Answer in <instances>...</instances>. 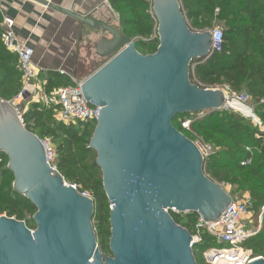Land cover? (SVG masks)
Listing matches in <instances>:
<instances>
[{"label": "water", "instance_id": "95a60500", "mask_svg": "<svg viewBox=\"0 0 264 264\" xmlns=\"http://www.w3.org/2000/svg\"><path fill=\"white\" fill-rule=\"evenodd\" d=\"M29 1L111 37L98 49L111 59L82 82L87 103L101 109L90 148L111 205V257L98 244L94 199L67 185L14 104L0 100V153L9 159L13 190L37 208L34 231L0 217V264H197L193 237L171 212L214 222L233 197L206 175L200 149L173 122L228 108L223 90L190 79L196 62L214 53L211 32L192 30L179 0H152L159 47L144 56L118 28L46 0Z\"/></svg>", "mask_w": 264, "mask_h": 264}, {"label": "trees", "instance_id": "16d2710c", "mask_svg": "<svg viewBox=\"0 0 264 264\" xmlns=\"http://www.w3.org/2000/svg\"><path fill=\"white\" fill-rule=\"evenodd\" d=\"M179 1L192 30L205 31L218 24L224 34L221 52L196 62V67L191 69V82L204 89L228 87L236 93H247L255 101L256 116L264 126V0ZM109 3L119 18L121 32L136 41L138 52L144 56L155 54L159 39L153 38L157 23L152 15V0H109ZM3 22L0 12V100L8 102L18 96L23 85L18 56L2 42ZM43 80L44 91L49 96L60 88L74 85L69 77L57 72H48ZM191 115L196 117L187 130L183 124ZM201 115L177 116L173 125L193 142L200 139L213 147V153L205 160L206 175L224 186L233 198V188L246 194L255 219L263 217L262 230L248 238L244 247L251 250L255 258H264V131L253 127L247 118L234 111ZM23 122L29 132L40 139H50L55 145L57 168L65 181L76 185L80 192L92 194L98 244L101 252L110 257L111 205L104 191L101 169L96 165L97 154L90 148L96 125L63 124L57 121L54 107L37 102L23 106ZM250 159V165L242 166ZM8 163V157L0 153V217L25 222L29 229L35 230L33 217L37 208L13 190L15 178ZM172 216L178 225L194 235L198 214ZM215 246L214 238L202 234L201 243L193 247L197 264H205L203 252Z\"/></svg>", "mask_w": 264, "mask_h": 264}, {"label": "built area", "instance_id": "2783aa9c", "mask_svg": "<svg viewBox=\"0 0 264 264\" xmlns=\"http://www.w3.org/2000/svg\"><path fill=\"white\" fill-rule=\"evenodd\" d=\"M152 15L154 17L153 11ZM209 31L212 34L213 52H221L224 42L223 29L221 27H214ZM157 37L158 35L155 33L153 38ZM2 42L7 50L18 56L23 86L21 92L12 103L23 122V105L33 94L37 93V90L41 86L37 85L38 70L41 73L44 69L39 68L35 64V49L29 42L22 43L18 41L15 34V23L10 19H5L3 22ZM72 81L73 86L60 88L50 96L43 93L40 99L41 103L47 107H54L57 121L63 124L69 125L71 123L82 122L97 125L101 109L91 106L85 100L82 92L83 81L78 82L74 78ZM219 89L224 91L228 100H234L241 106L250 108L252 97L247 93H236L228 87H221ZM226 110L232 111L229 108ZM190 124L191 122H186L183 124V127L188 130ZM257 124L259 125L258 128L264 131V126L259 120ZM40 140L44 147L47 163L52 169L58 171V154L53 144L48 139ZM195 144L205 159L213 153V147L205 144L202 140L198 139V142H195ZM251 162L252 160L250 159L242 163V166H248ZM67 185L74 187L82 196L93 199L92 194L80 192L76 185ZM249 205V198L246 201L233 198L231 205L217 221L206 222L203 218L199 217L194 228L195 233L192 235L193 244L197 245L201 243L202 234H209L214 238L216 243L215 247L203 252L202 256L205 264H250L257 259L253 256L251 250L244 247L245 241L257 234L243 226L244 218L250 213ZM171 214L179 215L180 213L173 210ZM260 217L262 219V216Z\"/></svg>", "mask_w": 264, "mask_h": 264}, {"label": "crops", "instance_id": "0c3cea01", "mask_svg": "<svg viewBox=\"0 0 264 264\" xmlns=\"http://www.w3.org/2000/svg\"><path fill=\"white\" fill-rule=\"evenodd\" d=\"M59 7L71 9L76 14L94 18L98 21L115 27L119 18L111 7L109 0H46ZM0 12L4 20L10 19L15 23V34L19 42L29 44L35 49V64L39 68H43V72H39L38 83L40 92L33 94L24 105L29 102L41 103L42 94L45 93V82L43 76L48 72H57L63 76L69 77L71 80L81 71L80 67L83 62L89 60L85 56V52L80 49L75 52L80 27L84 26L75 20L49 8L43 7L29 0H0ZM188 20V19H187ZM189 23V21H188ZM117 28V27H115ZM87 33L90 35V29ZM207 29L205 31H209ZM97 31L98 49L102 41L111 39L110 36L103 37ZM196 32H204L197 31ZM92 39V37H90ZM96 41V38H93ZM74 78V79H75ZM84 81V80H83ZM43 91V92H41ZM8 101V102H13ZM251 116H245L242 113L232 110L244 117L253 119L257 124L260 119L255 115L254 110L250 107ZM261 122V121H260ZM262 123V122H261ZM231 189V188H230ZM230 191V190H228Z\"/></svg>", "mask_w": 264, "mask_h": 264}, {"label": "rangeland", "instance_id": "374dc122", "mask_svg": "<svg viewBox=\"0 0 264 264\" xmlns=\"http://www.w3.org/2000/svg\"><path fill=\"white\" fill-rule=\"evenodd\" d=\"M115 25H116L115 27H117L120 31H122L120 23H119V25H118V23ZM215 27H221V25L219 26L217 24V25H215ZM80 28H81V31L79 32L78 40H76L77 44L75 47V52L82 49L85 52L86 58H88L89 60L81 63L82 64L80 66V67H82L81 71L78 72L76 78L74 77L78 82L87 79L89 76H91L93 73H95L97 70H99L102 66H104L111 59V57H102L99 54H97V50L95 48L97 46V31H93L94 29H90V35H89L87 33V31H89V29H87V27H86V29H84L83 27H80ZM98 34H101V36H103V37L109 36L107 33H105L102 30H100ZM90 37H92V39H90ZM94 37L96 38V41H94V39H93ZM37 92H40V89H38ZM231 107L235 108L236 110H239L241 113L243 111H249L250 112V110L248 108H243L239 104H236V103H232ZM250 107L254 110V113H255L256 103L253 99H252ZM251 115H252V113L250 112L249 115H247V116H251ZM255 115H256V113H255ZM199 116L201 117L203 115H199ZM194 117H196V116L191 115L189 118L186 119V121L184 123L191 122ZM245 118H247V117H245ZM247 119L253 127H258L253 119H250V118H247ZM48 140H50V139H48ZM196 142H198V140H196ZM51 143H52V141H51ZM54 147H55V145H54ZM66 183L69 185H73L69 182H66ZM227 189L231 190L230 188H227ZM231 191H233L235 193L234 197L236 199L246 201L248 198V196L246 194L238 192L235 188H233ZM260 218L261 217H259L258 221H257L254 217V214L252 212H250L249 215L244 218V221H243L244 228L251 230L255 233H259L262 230V223H263V217H262V219H260ZM29 219L30 218H28V220Z\"/></svg>", "mask_w": 264, "mask_h": 264}, {"label": "bare ground", "instance_id": "6f19581e", "mask_svg": "<svg viewBox=\"0 0 264 264\" xmlns=\"http://www.w3.org/2000/svg\"><path fill=\"white\" fill-rule=\"evenodd\" d=\"M232 103H236L234 100H228L227 101V107L230 109V110H234L235 108H233V107H231V105H232ZM236 104H238V103H236ZM240 105V104H239ZM241 106V105H240ZM241 107H243V108H248L249 110H250V112H251V109L249 108V107H244V106H241ZM236 110V109H235ZM236 111H238V112H240L239 110H236ZM249 111H243L242 112V114L243 115H245V116H247V115H249V113H250ZM241 113V112H240ZM252 113V112H251ZM253 114V113H252Z\"/></svg>", "mask_w": 264, "mask_h": 264}]
</instances>
